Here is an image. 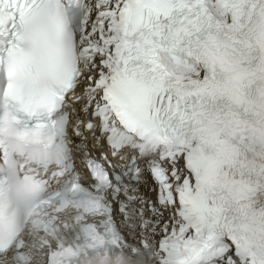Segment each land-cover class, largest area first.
Instances as JSON below:
<instances>
[{"label": "snow or ice", "instance_id": "obj_1", "mask_svg": "<svg viewBox=\"0 0 264 264\" xmlns=\"http://www.w3.org/2000/svg\"><path fill=\"white\" fill-rule=\"evenodd\" d=\"M102 248L264 264V0H0V256Z\"/></svg>", "mask_w": 264, "mask_h": 264}, {"label": "bare ground", "instance_id": "obj_2", "mask_svg": "<svg viewBox=\"0 0 264 264\" xmlns=\"http://www.w3.org/2000/svg\"><path fill=\"white\" fill-rule=\"evenodd\" d=\"M136 264H138V263H136Z\"/></svg>", "mask_w": 264, "mask_h": 264}]
</instances>
